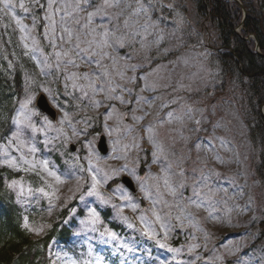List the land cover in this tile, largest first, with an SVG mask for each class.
Segmentation results:
<instances>
[{
  "label": "rangeland",
  "instance_id": "374dc122",
  "mask_svg": "<svg viewBox=\"0 0 264 264\" xmlns=\"http://www.w3.org/2000/svg\"><path fill=\"white\" fill-rule=\"evenodd\" d=\"M91 1L81 0V7L76 9V0H54V37H45V31L52 23L45 19L49 14L48 0H39L41 6L44 3L41 18H36L28 7L36 6L33 0H12L11 8H4L3 0H0L3 14L19 30V61L23 49L26 53L31 49L33 38L39 42L38 46L44 54L49 56L50 63H56L55 51H67L74 61L68 63L69 57H61L59 68L53 67L48 74H43L40 71L42 65L37 63L39 54H36L37 59L31 58L38 69L40 84L55 93V100L48 98L59 110V117L56 121L50 120L59 127V120L63 116L61 109L68 112L71 119L63 125L67 139L52 130L48 133L52 143L46 145L43 134L37 133L33 137L26 133L23 137L26 143L21 151H17L15 144L7 148L9 155L17 160L21 155L32 159L27 148L35 144V159L49 160L63 181L57 183L38 168L43 182L36 172L18 171L24 174L16 180L23 182V196L18 187H9L12 181L7 184L22 209L24 228L37 239L58 224L64 214L67 215L63 225L71 234L67 242L58 238L51 242L48 248L50 264H72L73 261L83 264L89 260L94 264L97 257L102 258V264H224L227 258L233 259L235 264H264V244L253 246L257 230L252 224L262 216L257 212L253 192L258 182L252 183L249 178L252 160L244 124L233 104L225 102V94L215 92L214 70L208 65L200 46H188L175 59H161L181 45L177 29L182 18L173 28L167 27L152 15L150 4L141 1V9L137 1L118 0L119 6L105 9L89 21L88 13L96 12L102 4V0H95V5L89 7ZM162 2L165 4V0ZM20 3H24L28 11L19 7ZM138 7L141 10L133 15L134 9ZM193 17L194 13L190 12L183 25L186 26ZM41 21L45 25L43 32L39 33ZM92 28L96 29L95 33L91 32ZM65 29L71 31V40ZM105 30L109 33L108 45L101 47L97 42L104 38L102 33ZM158 34L163 38L157 45ZM61 36L64 38L61 39ZM120 38L124 40L123 44L116 42ZM25 44L29 47L25 48ZM141 44L144 45L143 49ZM103 52L109 55L101 59ZM113 58L119 61L116 68L113 67ZM12 65L13 61H9V68ZM129 65L137 66L134 72ZM105 69L111 73L110 77L102 75ZM117 71H126L125 78L121 79ZM72 72L87 74L88 79L79 81L84 85L83 88L74 89L71 87L72 82L65 79ZM26 76L28 74L24 73ZM93 80L97 88L95 93L87 87ZM109 81L112 86L119 85L112 95H122L127 102L108 98ZM100 88L104 91H100ZM215 95L221 102L215 104ZM93 98L100 101L98 107L92 105ZM23 99L25 95L20 101ZM184 105L194 110L204 109L209 121L196 133V138L187 143L186 149L176 140L177 133L172 130L179 126V121L175 124L172 122L174 118L183 116L186 111L182 110ZM32 106L36 108L35 103ZM211 106H216V118L224 117L225 121L231 122L228 127H234L228 148L234 149L235 155L224 154L232 157L227 165H219L208 159L205 166L196 158L194 149L197 143L201 144V148L214 147L211 127L213 117L208 115ZM169 113H172L171 117ZM134 115L142 116L143 119H133ZM196 118L203 119L199 113H196ZM152 125L155 127L149 139L148 128ZM188 126L194 127L191 123ZM95 129L106 136L109 151L105 155L97 148L99 134L93 131ZM217 132L222 134L220 130ZM7 141L2 146H7ZM173 141L175 143L170 148L169 144ZM71 144L76 146L75 151L70 150ZM157 146L162 151L158 152ZM153 152L157 153L155 158ZM173 153L176 155L173 156ZM186 153L190 159L184 158ZM97 156L100 158L97 159ZM176 157L183 158V187H180L181 178L174 174L176 169H168L169 162L176 161ZM3 159L1 148L0 162L5 165ZM96 164L112 177L100 185L102 194L111 198V204L98 206V202H94L95 198L87 195L91 183L88 169ZM125 165L127 168H124ZM213 169L219 171V178L211 175ZM113 170L119 171L113 175ZM68 172L72 175L69 176ZM124 174L133 179L135 193L119 182ZM165 176L176 189L175 195L164 185ZM204 176L209 177L207 187L204 186ZM138 177L141 179L138 180ZM141 183H146L150 195H145ZM46 185H52V188ZM120 186L127 189L126 195L131 197L127 205L120 199L122 193L115 191ZM28 188L33 190L31 194ZM37 188H44L45 192L54 191V196H45L35 191ZM218 188L226 189V194L214 195L213 191ZM132 204L136 205L135 210ZM113 205H124L127 220L117 216V209ZM89 207H97L100 223H81L87 219ZM152 208L163 218L161 222L148 225L151 231L157 233L154 237L144 234L146 225L140 219L145 216L151 222L154 219ZM109 209V219H106L104 213ZM169 212L171 215H166ZM177 217L181 219L178 221ZM111 222L119 224V228L111 226ZM161 223L167 226L161 227ZM105 230L116 233V238L101 235ZM175 241L179 244L175 245ZM162 244L165 247H161ZM193 244L197 247L189 251Z\"/></svg>",
  "mask_w": 264,
  "mask_h": 264
},
{
  "label": "trees",
  "instance_id": "16d2710c",
  "mask_svg": "<svg viewBox=\"0 0 264 264\" xmlns=\"http://www.w3.org/2000/svg\"><path fill=\"white\" fill-rule=\"evenodd\" d=\"M141 1L153 7V15L162 25L172 28L180 21V13L185 17L194 13L197 24L189 20L184 27L180 23L177 35L183 42L164 59L174 57L186 44L198 40L195 30L201 27L215 39L208 59L215 74V92L225 94V102L234 105L246 128V139L255 157L251 178L254 183L258 182L257 212L262 216L253 226L260 236L257 242H264V114L261 111L264 105V0H240L246 10L241 34L236 29L243 12L234 0H172L169 3L172 7L167 5L169 0H165V4L162 0ZM3 25L7 23L0 19V48L14 65L10 70L8 62L0 55V144L10 132L15 96L21 97L25 91L23 64L14 61L18 48L15 39L2 29ZM251 34L257 39L262 54L256 52L254 40L246 39ZM29 74L28 77L36 81V77ZM218 101L215 95V104ZM15 178L12 170L0 167V264H49L47 245L55 232L51 231L41 240L33 239L22 227L19 206L7 186V181Z\"/></svg>",
  "mask_w": 264,
  "mask_h": 264
},
{
  "label": "snow or ice",
  "instance_id": "6c2138e0",
  "mask_svg": "<svg viewBox=\"0 0 264 264\" xmlns=\"http://www.w3.org/2000/svg\"><path fill=\"white\" fill-rule=\"evenodd\" d=\"M33 2L36 4L37 7H42L39 3V0H33ZM84 2H86V0H84ZM53 3L54 0H48V4H47V8H48V12L49 14L45 16V19L49 20L50 22V26L49 29H47L45 31V37H54V27H53V21H52V12H53ZM3 4H4V8H11L12 7V0H3ZM118 6V0H102V4L99 8H97L96 12H92V13H88V19L89 21H91L92 17L97 15V14H101L102 12H104L105 9L108 8H112V7H117ZM19 7L24 8L25 11H28V9L25 7L24 3H20ZM81 7V0H76L75 2V8L79 9ZM143 6H141L142 9ZM168 7H172V5H168ZM138 9V12L141 10ZM19 23V21H18ZM85 27H87V25H85ZM65 31L67 32L68 35V39L71 40L72 37V33L70 30L65 29ZM92 33L96 32L95 28L91 29ZM109 33L107 32V30H105L102 33V36L104 37L101 41L97 42L99 46L101 47H106L108 45V37ZM61 39H63L64 37L61 36ZM163 37H161L162 39ZM118 44H123L124 40L122 38L117 39L116 41ZM39 42L37 40H35V38H33L32 40V47L29 50V52H27L26 54L30 56V58L32 59H37V55L39 54L40 59L37 60V63L42 65L40 68L41 73L43 74H48L49 70L52 69L53 67L59 68L60 67V62H61V57H69V53L67 51H55V56H56V63H50L49 62V56L45 55L43 52V49L40 48L38 46ZM29 46L27 44H25V48H28ZM53 47L55 48V46L53 45ZM109 53L107 52H103L101 55V59H103L104 56H108ZM68 63H74V61L71 60V58L69 57L68 59ZM119 64V61L116 60L115 58H113V67L116 68ZM11 66V65H10ZM65 71H67L65 69ZM118 76H120L121 79H124L126 76V71H117L116 73ZM102 75L106 76V77H110L111 73H109L107 71V69H105V71L102 73ZM66 80L71 81V87L72 88H83L84 85L80 84L79 81L81 79H88V76L86 73L84 74H80V73H76V72H72L69 73L66 77ZM132 79V78H130ZM36 84V81L34 79H32L31 77L26 76V85L31 86ZM109 88H108V98L109 99H116L119 100L121 103H125L127 101H125L124 97L122 95H117V96H113L112 94L116 92V89L119 87V85H115L112 86L111 85V81H109ZM68 85H65V87H67ZM183 87V85H181ZM88 88L92 89L93 93H95L97 91L96 88V84L95 81H91L88 85ZM38 88L42 91L43 94L40 97L41 100L45 99V97H51L53 100H55V93L54 91L49 88L44 86L43 84L38 85ZM100 91H104L103 88L99 89ZM85 95H87V93H84ZM141 99H144L143 97H141ZM37 101V95L35 93V91L33 92H29L28 91V87H26L25 89V99H23L22 101L19 102V107L15 110L16 114L15 116H13L11 118V123L14 126V130L11 132L10 136L8 137V141H7V146H0V148L3 149V155H4V159H3V163L5 165H7L10 168H13L17 171H26V172H36V175L38 178L41 179V182H43V177L40 176V172L38 171L39 169H42L44 173L47 174V176H50L52 178L55 179V181L57 183H62L63 181L61 180V176L57 174V171L54 170V168L51 166V162L47 159H42L37 161L34 157V154L37 151V148L35 146V144H32L30 146H28L27 148V152L29 155L33 156L32 159H28L27 156L21 155V157L19 158V160H17V158L15 157H11L7 151V148L10 146H13L14 144L17 146V151H21V149L23 148V146L25 145V140L23 139V137L25 136V134H30L33 137L35 136V134L37 133H41L44 135L45 137V141L44 143L47 144H51L52 143V139L48 138V133L49 131L55 130L58 135H63L65 137V139H67V133L64 130L63 125L66 123L70 122V115L68 112L63 111V109H61V111L63 112V116L62 118L59 120V127H57L56 125L53 124V122L47 117L42 115V113L40 111H38L35 107H33L32 105ZM92 105L94 107H98L100 105V101L93 98L91 101ZM111 115V114H110ZM169 116H172V113H169ZM133 119L136 120H140L143 119L142 116H133ZM107 128V125H106ZM118 131V129H117ZM148 132H149V139H151V133L153 132V129L151 127L148 128ZM91 144V141L89 142ZM118 143V142H117ZM127 147V146H125ZM157 151H162V149L159 148V146H157ZM157 156L156 152H153V157L155 158ZM100 157L97 156V159H99ZM89 164H92L91 159L89 160ZM124 168H127V165L124 166ZM171 168V165H168V169ZM122 170V169H121ZM88 171L91 173L90 176V180L91 183L89 185L88 191H87V195L90 197H94L95 201L94 202H98V206L100 205H108L111 204V198L110 197H106L104 194H102L101 190H100V185L101 182H107L109 179H111L112 177L109 175L108 172L104 171L102 168H100L99 164H96L94 167H90L88 169ZM119 170H113V175H115ZM130 171H134V170H130ZM69 176L72 175L71 172L67 173ZM138 180H140L141 178H137ZM204 179V178H203ZM164 180V185L168 188V191L172 194L175 195L176 194V189L173 188L169 182V179L167 176L163 177ZM49 188H52V185H46ZM9 187L12 188H19L20 190V195L23 196L24 193V185L22 181H16L13 180L11 182V184L9 185ZM141 187L142 189L145 191V195L148 196L150 195L149 190L146 187V183H141ZM180 187H183V183L180 184ZM157 191L159 190V183H157L156 185ZM35 191L42 193L45 196H54V191L53 192H45L44 188H37ZM115 191L121 192L122 195L120 196V199L125 201V205H127V202L131 199V197H129L128 195H126L127 193V189H124L123 186L118 187L117 189H115ZM28 192L31 194L33 192V190L31 188H28ZM81 199L83 200L84 197L81 196ZM199 206V205H198ZM113 207H115L117 209V216H119L121 219H125L127 220V217L124 216V205L121 206H116L113 205ZM131 207L133 208V210L136 209V205L132 204ZM152 211V216L154 217V219L149 222V220L145 217V216H141V221L142 223H144L146 225L145 230H144V234L150 237H154L157 235V233H155L154 231H151L148 227L149 223H157V222H161L162 221V216L160 215L159 212L156 211L155 208L151 209ZM166 215H171V213H166ZM178 221L181 219L180 217L176 218ZM82 224L85 225H96L97 223H100V213L97 210V207H89L88 208V217L85 221H81ZM183 222L181 221V226H182ZM161 227H166L167 225L164 223H161L160 225ZM42 230V229H41ZM101 235L104 236H109L112 237L113 239L116 238V233L110 231V230H105L104 233H102ZM161 247H165V245H160ZM197 247V245L193 244L190 245L189 247V251L194 250ZM172 251H178L177 249H172ZM219 259H222V257H219ZM72 264H77L76 261H73ZM83 264H93V261L89 260V261H84ZM94 264H102V258L97 257L95 258Z\"/></svg>",
  "mask_w": 264,
  "mask_h": 264
},
{
  "label": "clouds",
  "instance_id": "9594fccd",
  "mask_svg": "<svg viewBox=\"0 0 264 264\" xmlns=\"http://www.w3.org/2000/svg\"><path fill=\"white\" fill-rule=\"evenodd\" d=\"M137 4L142 6L141 4V0H137ZM119 6V5H118ZM138 9H140L139 7L134 9L133 11V15H135L136 13H138ZM146 12V10H145ZM145 23H147V21H145ZM128 21H125V26H127ZM162 36H160L158 34L157 36V40H156V44H159V41L161 39ZM134 39V37H133ZM141 48H144V45L141 44ZM130 68H132L133 72L136 69V65H129ZM186 109V111H184V114L182 117H176L174 118L172 123H176V121H179V126L178 127H173V131H175L177 133V137L176 140H178L179 142H181V144L184 146V148L186 149V145L190 140H194L196 138V133H198L201 129V127L203 126V124H207L208 121V117L204 115V109H196L194 110L191 106L188 105H184L182 106V110ZM196 113H199V115L201 117H203V119H197L196 118ZM208 115H210L211 117H213V122L211 124V127L213 129L212 131V137L214 138V147L211 149L208 148H201V144L197 143L195 145V152H196V158L198 160H200V162L202 164H207V160L211 159L216 161L217 164L219 165H227L230 160H231V156L228 155H224L226 153H231L232 155H235L234 153V149H229L228 148V143L229 141L232 140V133L234 131V127L233 128H229L228 125L231 123L230 121H225L224 117H217V111H216V106H211ZM151 123V122H150ZM189 123L193 124L194 127H189ZM155 127V125H152L151 128L153 129ZM217 130H220L219 134L217 132ZM175 143V141H173L172 143L169 144V147L171 148L173 146V144ZM203 152L204 155L201 156L200 153ZM173 156H175L176 154L173 153ZM184 158L190 159V155H187V153L185 154ZM167 159V157H166ZM178 161V162H176ZM176 161H170L168 165H171L170 169H176L175 171V175H178L181 178V183H183V158L180 157H176ZM203 175V172L201 173ZM211 175L219 178L220 173L219 171H216L215 169L211 170ZM204 186L207 187L208 184V176H204ZM226 189L224 188H218L215 189L213 191L214 195H220L221 193L226 194Z\"/></svg>",
  "mask_w": 264,
  "mask_h": 264
},
{
  "label": "water",
  "instance_id": "95a60500",
  "mask_svg": "<svg viewBox=\"0 0 264 264\" xmlns=\"http://www.w3.org/2000/svg\"><path fill=\"white\" fill-rule=\"evenodd\" d=\"M44 95L43 93L39 95L38 100H37V106L44 111L45 113L49 114L52 118H56L57 112L54 110V108L50 105L48 102L47 98L41 100L40 97ZM100 148L102 151H105V146L103 143V138L100 143Z\"/></svg>",
  "mask_w": 264,
  "mask_h": 264
}]
</instances>
